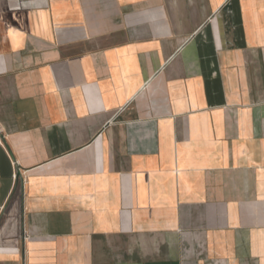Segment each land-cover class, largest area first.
Here are the masks:
<instances>
[{
  "label": "crops",
  "instance_id": "crops-1",
  "mask_svg": "<svg viewBox=\"0 0 264 264\" xmlns=\"http://www.w3.org/2000/svg\"><path fill=\"white\" fill-rule=\"evenodd\" d=\"M0 264H264V0H0Z\"/></svg>",
  "mask_w": 264,
  "mask_h": 264
}]
</instances>
